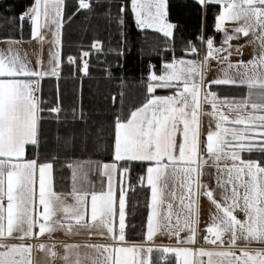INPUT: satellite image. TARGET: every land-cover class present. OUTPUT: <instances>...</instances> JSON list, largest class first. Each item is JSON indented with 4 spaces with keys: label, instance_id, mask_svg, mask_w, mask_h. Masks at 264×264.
Segmentation results:
<instances>
[{
    "label": "snow or ice",
    "instance_id": "1",
    "mask_svg": "<svg viewBox=\"0 0 264 264\" xmlns=\"http://www.w3.org/2000/svg\"><path fill=\"white\" fill-rule=\"evenodd\" d=\"M195 3L200 7L198 34L195 41L180 37V56L175 55V38L183 26L172 16L189 6L187 0H77L67 17L66 0H31L18 14L0 12V26L18 22L19 28L18 37L11 31L0 35L5 45L0 48V264H56L57 259L63 264H264V0ZM209 6L216 11L213 34L206 36ZM14 7L8 4L4 11ZM82 11L115 23L123 46L126 17L131 16L142 32L162 33L172 53L159 68L150 63L146 79L141 73L144 91L139 98L129 99L123 87L105 96L107 106L95 113L110 117L103 122L85 109L82 89L67 108L58 88L54 101L42 95L44 78H60L65 23ZM25 21L40 45L35 66L18 47L31 42L23 38ZM45 43L52 45L46 62ZM123 46L109 51L122 57ZM247 46H253V55L244 60ZM89 48L66 58L85 75L91 52L103 53L104 43L94 39ZM234 54L241 58L233 61ZM212 60L223 66V74L207 80ZM115 67L120 75L106 64L105 78L123 86L124 65L117 59ZM220 86L246 92L221 95ZM205 114L215 119L206 133ZM48 122L56 124L51 144ZM94 128L96 149L107 151L110 162L76 155L88 151ZM106 128L110 139L100 143ZM61 153V167L71 170L67 192L56 190L54 165ZM253 153L259 155L254 158ZM134 168L140 171L132 184ZM93 171L98 181L91 179ZM136 187L145 192L148 211L143 238L130 242L127 189ZM201 197L215 209L206 229L199 227ZM61 231L107 239L66 242L54 235ZM158 234L175 242L157 244ZM38 252L44 253L43 261L36 259Z\"/></svg>",
    "mask_w": 264,
    "mask_h": 264
},
{
    "label": "trees",
    "instance_id": "2",
    "mask_svg": "<svg viewBox=\"0 0 264 264\" xmlns=\"http://www.w3.org/2000/svg\"><path fill=\"white\" fill-rule=\"evenodd\" d=\"M31 0H0V12L5 16H10L13 13L18 14L22 10L23 4L29 3ZM174 0H170V3ZM188 7L181 8L179 15H173L174 20L179 19L180 24L183 26L182 31L175 38L176 42V56H180L181 53V41L180 37L183 36L185 40H193L198 34L200 23V7L195 3V0H187ZM12 4L15 7L13 12L4 11V8ZM66 4L69 5L66 8V17L72 11H74V5L77 4V0H66ZM216 6H209L206 17L205 34H213L212 25L214 23V13ZM115 12V8L113 9ZM87 17V18H86ZM127 27L124 29L125 37L127 39V45L121 44L122 37L120 29L115 23H109L108 20L102 16L89 15L86 11L78 13L71 21H66L63 29V44H62V68L60 78L57 81L56 78H46L42 81V95L46 100L54 101L57 96V88L59 89V98L61 104L67 108L73 105L81 89L83 92V102L85 109H91L93 113V119L98 121H105L110 117L103 115H95L96 109H103L107 106V101L104 100L105 96L111 93L118 92L121 87L124 88L129 99L139 98L140 94L144 91L141 84V73L144 74V78H147L149 71V64L157 65L160 67L162 58L170 59L172 53L167 49L165 40L166 38L162 33L155 32L153 30H147L142 32L137 29L134 23V19L131 16L126 17ZM12 29H15L12 31ZM11 31L14 36H19L18 22L16 25H4L0 26V35H4ZM31 37L30 26L25 21L23 28V38L27 40ZM94 39H100L104 43V52L97 54L95 51L91 52L89 57V74L85 75L74 65L67 63V56L74 55L79 57L81 49L89 51V46ZM124 47V55L117 57L114 52L109 51V48ZM188 56L187 58H189ZM119 59L124 65L125 84L122 86L118 79H106L105 67L106 64L112 65V71L116 76L120 75V69L115 67V61ZM106 62V63H105ZM213 90H217L213 87ZM159 94H168V90H157ZM246 92V89L238 88L236 86H220V94L227 96H239ZM45 130L48 133L50 144L53 142V136L56 131V124L54 122H48L45 124ZM107 128L100 134L99 142L106 143L110 137L106 135ZM31 152V149L29 150ZM77 157L81 159L91 158L94 161L110 162V156L107 151L97 150L95 141V128L93 137L89 139L88 151L86 153H76ZM259 154L253 153L255 158ZM64 163V154H60V161L56 162L54 167L57 172V191H70L71 190V170L67 167H61ZM140 170L134 168L132 172V180L130 183L135 184L136 174ZM63 176V180H60V176ZM91 179L98 181L100 177L93 171ZM98 187V185H97ZM128 212L129 215L126 218L129 223V228L126 229L127 239L130 242H139L143 238L142 223L146 220L147 208L145 207V192L140 187H136L135 191L132 188H128ZM138 202V203H137ZM135 225V227H131ZM153 259L158 258V253L153 255Z\"/></svg>",
    "mask_w": 264,
    "mask_h": 264
},
{
    "label": "rangeland",
    "instance_id": "3",
    "mask_svg": "<svg viewBox=\"0 0 264 264\" xmlns=\"http://www.w3.org/2000/svg\"><path fill=\"white\" fill-rule=\"evenodd\" d=\"M233 27V25H229V28ZM251 37H248V38H241L240 40H233L232 43L233 44H238V43H244V40L245 39H250ZM253 55V46H247L245 47L244 49V55H243V59L244 60H248L252 57ZM49 57V49L47 48V52L45 51V58L46 57ZM61 57H62V49H61ZM241 57L234 54L231 59L233 61L237 60V59H240ZM213 65V67L208 71L207 73V77L206 79L207 80H212L214 78H217V77H220L222 76V67L223 66H217V63H211ZM204 109L206 111H210V108L211 106L209 104H204L203 105ZM202 121H203V129L202 131L204 133H206L208 131V127H209V124L212 125V127L214 128L215 127V119L207 114L203 115L201 117ZM204 179H209V177H204ZM212 211H215L214 209V206L207 200L206 197H201V217H200V227L201 229H204L205 225L206 224H210L211 223V212ZM182 235H184L182 233ZM164 239L168 240V241H174L173 240H169L166 236H163V235H159L157 236L156 238V241L157 242H162Z\"/></svg>",
    "mask_w": 264,
    "mask_h": 264
},
{
    "label": "crops",
    "instance_id": "4",
    "mask_svg": "<svg viewBox=\"0 0 264 264\" xmlns=\"http://www.w3.org/2000/svg\"><path fill=\"white\" fill-rule=\"evenodd\" d=\"M29 40L31 41L30 43H24L23 45L18 46V47H20L22 55L24 54V52H27V58L32 62L33 66H35V64H36V54L35 53L39 50L40 45L38 44V42L35 39H32L31 37L29 39L25 40V41H29ZM4 47H5V45L0 44V48H4ZM51 47H52V45H50L48 43H45L44 46H43V58H44L45 62L49 58L48 56L45 58V51L47 52V48L49 49ZM189 58H192V57L190 56ZM45 67H47V64H45ZM61 68H62V65H61ZM60 74H61V72H60ZM46 78H54V77H46ZM46 78H44V79H46ZM207 226H208V224L205 225L204 229H206ZM199 227H200V225H199ZM54 235H55L56 239L64 240L66 242H79V241H86V240H89V239H91L94 242H103V241H105L107 239V237H101V236H98V235H93V236L89 237L86 232H84V233H82L80 235H75V236H71V237L65 235V233H63L62 231L61 232H57ZM174 242L175 241H168V240L164 239L162 242H157V244H161V243H163V244H171V243H174ZM227 242H228L227 241V237H225V243H227ZM57 250L59 252H61V253H63V251H64L62 245H60V244H57ZM82 251H83V249H82ZM155 253H156V251H154L153 255ZM35 257H36L37 260L43 261L44 253L43 252L35 253ZM56 264H63V261L60 260V259H57Z\"/></svg>",
    "mask_w": 264,
    "mask_h": 264
},
{
    "label": "built area",
    "instance_id": "5",
    "mask_svg": "<svg viewBox=\"0 0 264 264\" xmlns=\"http://www.w3.org/2000/svg\"><path fill=\"white\" fill-rule=\"evenodd\" d=\"M215 34V36H216V38H217V40H219V38H220V34L219 33H214ZM206 35V34H205ZM198 47H201L202 48V46H200V45H198ZM217 63L215 60H212L211 61V63ZM205 246H210V245H205Z\"/></svg>",
    "mask_w": 264,
    "mask_h": 264
}]
</instances>
